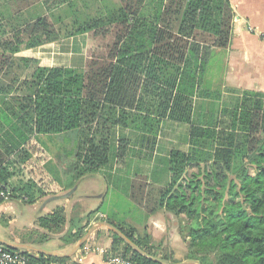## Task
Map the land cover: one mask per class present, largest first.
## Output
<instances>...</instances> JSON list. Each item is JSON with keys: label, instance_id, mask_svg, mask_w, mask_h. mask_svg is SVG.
<instances>
[{"label": "trees", "instance_id": "16d2710c", "mask_svg": "<svg viewBox=\"0 0 264 264\" xmlns=\"http://www.w3.org/2000/svg\"><path fill=\"white\" fill-rule=\"evenodd\" d=\"M146 1L120 0V7L115 3L101 8L90 6L88 0H0V74L15 76L7 91L15 87L23 70L34 71L23 84L24 115L18 119L27 132L12 123L11 134L26 146L23 158L29 160L41 151L33 150L36 143L31 136L76 131L78 144L70 169L78 182L100 176L113 161L125 163L132 146L154 148L164 121L190 125L188 150L171 149L159 172L168 175L166 183L149 184L144 177L133 197L145 208L146 220L163 211L184 219L179 233L187 243L186 260L264 264V99L253 101L264 93L244 91L240 105L193 120V97L208 50L226 49L231 41L230 2L192 0L185 5L169 0L163 5L161 1L151 17ZM90 33L97 46L81 71L39 66L38 59L16 57L24 50ZM200 94L214 96L210 90ZM4 170L0 167V189L9 199L34 204L46 196L42 179L12 183ZM99 212L105 215L103 221L152 257L180 262L162 254L161 245L144 228L139 232L142 220L121 221L116 212L106 215L100 206L85 215L71 213L69 219L64 206H57L38 218L43 231H32L39 238L32 234L28 244L41 246L68 224L60 239L73 246ZM109 232L112 252L137 264H161ZM0 246L11 253L23 252L33 264L72 261Z\"/></svg>", "mask_w": 264, "mask_h": 264}, {"label": "crops", "instance_id": "0c3cea01", "mask_svg": "<svg viewBox=\"0 0 264 264\" xmlns=\"http://www.w3.org/2000/svg\"><path fill=\"white\" fill-rule=\"evenodd\" d=\"M110 1L111 0H92V3H93V7L97 4L100 5L101 8H103L104 5H106L107 2L110 3ZM119 1L120 0H116V2H114V0H112L114 4L116 3L120 7ZM161 1L163 2V5H165L169 0L146 1L145 9L149 12L150 14L149 16L152 17L155 8L159 6V3ZM182 1H184V4L186 5L192 0H182ZM229 2L234 14L231 41L229 47L226 49L211 47L208 50L209 56L205 63V71L199 74L200 87L197 90L196 95L193 97L194 122L196 119L198 120V118L200 117L211 115L213 112H215V110L221 112V110L223 109L222 101L224 100L221 89L223 85L224 86L230 85L232 86V90L235 91L238 90V88H242L243 89L242 92L253 91L256 93L259 92L264 93V40H262L257 35H254L250 31L251 29L264 31V0H229ZM96 46L97 43L95 41V37H93V35L90 33L85 35H77L68 39H63L55 43L46 45L40 49L30 50V51L24 50L20 52L16 57L35 58L38 59L39 61H44V62H47L48 60L47 63L48 65L45 67L59 66V67L72 68L81 71L85 68L88 59L86 53H89L91 49L95 50ZM201 50L202 53L207 52L206 50L204 51L203 49ZM48 54L50 56L52 55L53 57L52 60L51 59L49 60V57H47ZM62 59L65 60V62L68 64L65 65V64L54 63L55 61H62ZM213 60L215 61L216 64L220 65V68H217L219 73L216 78L217 80H215L216 82H214L213 79L210 80V74L208 75L209 64ZM20 64L22 65L23 63H17V66ZM26 74L24 76H20L18 83L10 92H8L7 90L8 87L13 84L12 81L15 78V76L13 77V75H10L9 77L7 76V73L5 75L0 74V86L2 87L0 88V90L2 89V91H0V161L4 160L2 163H0V167L5 169L4 175L8 178V181L12 183H17L19 181L27 182L29 180L39 182L41 180V178L40 179L35 178L34 175L29 176V173L26 174L27 169L25 168V166H23L24 165L23 163H25L28 160H24L22 156H24L23 152H27V148L24 145L20 146L17 139H15L14 136H12L11 134V130H13L12 123H17L22 131L24 130L25 132H27L23 124L18 121V119L20 117H23L24 115L23 111L21 110L22 109L21 106L23 104V98L26 96V93L21 91L22 90L21 87L25 82ZM217 85H219V87L221 88L215 90L214 88L217 87ZM206 90H210V92L214 96L212 98L211 97L205 98L204 96H202V94H200L201 91H206ZM224 107H226V104ZM167 123H175V122L169 120L164 121L161 124L157 132L158 133L157 135H159V133L162 131L165 125L168 126ZM175 124L187 125L188 133H189L190 125L181 124V123H175ZM118 132L121 133L123 132L125 135L128 136L129 135L131 136V133H133L131 130H124V131L118 130ZM46 136L47 135L31 136L32 140L36 143V148L33 150H38L39 148V150L41 149L40 152L42 153H45L47 149L49 151L51 147L49 146L51 145L50 143L53 142L55 144L56 141L54 140V138L48 136L50 138L49 140L50 143L49 145H46L44 142V138ZM187 143H188V138H187ZM155 146H156V142L154 148L149 149L151 151L149 157H144L145 155L143 156L141 154L142 150H145L143 148L146 147L139 146L140 149H138L136 148V146L135 147L132 146L133 150L129 152L125 160V163L114 161V163H116V167L118 168L113 170V173L111 174V177L109 179L105 178L104 174L105 172H107V170L105 169L102 173L103 176L100 175L101 178L108 183L113 182L114 180L113 178H115L114 176H118L120 174V170L123 167L134 166V169L126 172V176L124 178H128L134 181L135 178L140 177L142 175L147 179V183L149 184H153V185L155 184L157 186L163 185L164 183H166V180H168V175L162 173V175L159 176L160 171L158 168H162L164 166L167 155L163 156L162 157L163 159H159L161 157V155H159L158 152L159 148L154 150ZM134 148L136 151H134ZM131 152L134 155L131 154ZM50 155H51L50 158L51 161L50 159H48L49 162L48 166H47L48 162L47 163L43 162L41 164V167L45 173H46L45 169L49 171L51 176H48V174L46 173V175L49 177L48 181H50L55 186L57 185V187L53 188L52 190L44 189L46 196L37 200V202H35L34 204H25L21 200H13L11 198L7 201L2 202L0 204V232H3V236L0 235L1 239L8 242L18 241L19 235L26 234L27 231L32 232L33 230L36 231L41 230L38 227V223H37V220L40 216L51 213L57 206H61L62 203L67 202L68 200L70 201L73 198H75L77 202L80 203L84 201L83 195L72 196L70 199L67 198V200H64V202L61 200H52L54 197L62 196L64 193H62L63 191H60V193L62 194H58L59 193L58 191L60 190V186L57 184V181L55 180L56 179L55 171L49 169V166L53 164V162H55L56 156L52 157V155H56V150L53 152V154ZM19 156H21V159L19 158ZM136 156L139 158H136ZM31 161H33V159ZM139 165L145 166L147 168L146 169L142 167L139 168ZM142 170L145 171V174L141 173L143 172ZM2 186L3 185L0 184V188ZM97 199L98 198H96V200ZM27 206L29 207L28 209L26 208ZM94 210L95 209H91L90 211H85L84 215ZM139 210L142 218H144L142 222L145 221V223L147 224V226H144V229L149 234L152 235L154 241L157 243V241L159 240L158 236L160 235L161 231L156 232L157 227L156 229L152 228V223H156L155 222L157 221L156 217L157 215L160 216L161 213L159 212V214L157 213L156 215L151 216L148 220H146L144 217L145 212H143L142 209ZM66 212H67L66 214H68V212L71 213V210L70 211L66 210ZM105 213L106 215L110 213L114 214L113 212H109V211H106ZM103 217H105L104 213L99 212L93 214L91 216L92 225L95 222L101 221ZM135 218H132V220L129 221L130 222L136 221ZM153 229L156 231H154ZM58 235H56L57 236L56 237L54 234L50 237V239L55 240L56 238H60L61 236ZM91 238L92 240L90 239L87 245H85V247L102 246L101 244H104L103 246H106L107 249H110L112 251L111 248L112 240L109 237L108 233H106L105 231L99 230L95 232L94 236H92ZM42 245L45 244L43 243ZM160 245H161V249H163L167 245H169L171 248L172 246L174 247L173 242H171L170 244L169 243L165 244L164 246V243H162V239L160 241ZM38 247L43 248L44 246H38ZM70 247L71 246H66L64 244L62 246L57 244V248L48 251L65 254L67 253V251L69 252ZM78 263L79 262L77 261L76 256L72 257V261L70 264H78ZM82 264H106V262L104 257H102L100 254L90 253L89 255L85 256Z\"/></svg>", "mask_w": 264, "mask_h": 264}, {"label": "rangeland", "instance_id": "374dc122", "mask_svg": "<svg viewBox=\"0 0 264 264\" xmlns=\"http://www.w3.org/2000/svg\"><path fill=\"white\" fill-rule=\"evenodd\" d=\"M88 2L90 3V6L93 7V3L92 0H88ZM112 0L109 2H105L107 5L110 4L114 5V2H116V0H114V2H112ZM113 8V6H112ZM47 51V50H46ZM86 56H89V53H86ZM47 57H49V60H52V55L50 56L49 54L47 55ZM56 59V58H55ZM48 60L47 62L44 61H40L39 66H47L48 64ZM54 63L56 64H65L67 65L68 63L65 62V60L62 59V61H55ZM220 68L219 64H216L215 61L213 60L212 62H210L209 64V69H208V75L210 74V80H214V82H216L215 80H217V76H218V69ZM34 71L30 70L24 73V70L22 71L21 76H24L26 73V78H30L31 74H33ZM212 77V78H211ZM234 78V77H233ZM219 83V82H218ZM22 92L26 93V87H24V85H22ZM221 87H219V85H217V87H215L214 89H219ZM222 96L224 98V100L222 101V107L225 106L226 107H234V105L236 104H241L242 101V97H243V92H242V88H238V90H232V86L230 85H226V86H222ZM234 89V87H233ZM264 99V95L263 96H258L255 97V100H259V99ZM22 114V113H20ZM229 121V120H227ZM168 126L165 125V127L162 129V131L159 133V135H157V139H156V146L155 149H158L159 151V155H161V157L159 159H163V156L168 157V152L171 149H180V150H184L186 151L188 149V143H187V138H188V126L187 125H180V124H175V123H167ZM121 134V132H120ZM52 138H54V140L56 141L55 144L53 142H49L50 138L48 136H46L44 138V142L46 145H49V143L51 145L49 151L48 149L46 150L45 153H38L35 156H32L30 160L26 161L25 163H23L25 166V168L27 169L26 174L29 173V176H33L35 178L38 179H42L39 183H41V187H43L45 190H52L53 188H56L57 185H53L50 181H48L47 175L51 176L49 171H46V173L44 172V170L41 167V164L43 162H48V159L51 158L50 154H53V152L56 150V155H52L56 156L55 158V162H53V164H51L49 166V169L54 170L55 171V178L57 179V184L59 186H61L63 189H65L66 191L63 190L62 193H64L63 195H69V199L72 196L75 195H83V199L84 201L82 203L77 202V200L75 198H73L72 200H68L67 202H64V200H67V198L64 199H60L61 201H63L64 203H62L61 206H64L65 211L71 210V213H79L81 215H84L85 211H90L91 209H96L100 206V209L104 210V211H109V212H116L117 217L119 218V220L121 221H125V220H132V218H135V220L137 221H141L144 220V218H142L140 210L139 209H145L143 208L139 202L137 201V198L133 197V191L138 192L139 186L140 185H144V177L141 175L140 177L135 178V180H130L128 178H124L126 176V172L127 171H131L132 169H134V166H126L123 167L120 170V174L118 176H114L115 178H113V182H106L104 181L101 176H87L84 177L83 179H81L80 181L77 182V180H75L73 178L74 173L73 171H71L70 167L72 166L73 160H74V155L73 152L76 150L77 144H78V136L76 131H72L69 133H62V134H57L54 136H50ZM6 139V136H5ZM4 142V141H3ZM136 148L140 149L139 146H136ZM145 150H142V155L144 157H149V154L151 153V151L147 148H143ZM33 152V150L31 151ZM35 153V152H34ZM135 153V152H134ZM32 154V153H31ZM131 154H133L131 152ZM134 155V154H133ZM24 157V156H22ZM19 158L21 159V156H19ZM136 158H139L136 156ZM33 159V161H31ZM51 161V159H50ZM49 162L47 163L48 166ZM142 165V164H141ZM142 167L144 169H146L147 167L145 166H140L139 168ZM116 168V163H114V161L111 163V165H109L107 167V172H105V174L110 178L111 174L113 173V170H115ZM159 171L161 170V168H158ZM143 171V170H142ZM142 174H145V171L141 172ZM52 174V173H51ZM103 176V174H101ZM105 175V176H106ZM162 175V173H159V176ZM107 178V177H106ZM56 190V189H54ZM58 194H62L60 193V191H58ZM94 192V193H91ZM94 195V196H93ZM82 197V196H81ZM96 198H98L97 201ZM95 201V203H94ZM27 209L29 208L28 206L26 207ZM73 209V210H72ZM67 213V212H66ZM70 212H68L67 218H70L71 215ZM160 216L157 215V221H155L156 223H152V228L157 227V231H161L160 235L158 236L159 240L157 241V244H160V241L162 239V243L165 244H170L171 242H173L174 247L172 246V248L167 245L165 246L163 249H161V253H164L167 256H173L175 257L178 261L184 262L186 261V253H187V243L185 241V239L181 236V234L179 233V225H180V221H184V219L181 218H176L174 215L170 214V213H166V212H160ZM159 214V213H158ZM130 218V219H129ZM103 221V220H101ZM136 223V221H134ZM96 223V222H95ZM94 224V223H93ZM92 226V223L90 224V227ZM144 226H147V224L144 222L140 223L137 225L139 232H143V228ZM90 227L86 230L85 234L88 232V230L90 229ZM69 226L68 224L65 225V227L63 228V231L61 233H59L60 236H63L66 231L68 230ZM162 228V230H161ZM102 230L105 231L106 233H108L109 237H110V232L109 230L105 229V228H100L97 231ZM34 231V230H33ZM95 231V232H97ZM28 232V233H27ZM26 234L23 235H19V239L18 241H14L16 243H23V244H28L29 240H30V236L32 235L35 239L39 238V236L37 234H34V232H29L27 231ZM92 233V235L90 236L89 240H92V236H94V233ZM84 234V235H85ZM0 235L3 236V232H0ZM58 234H55V236ZM58 235V236H59ZM57 237V236H56ZM55 237V238H56ZM83 245V247H85V245H87L88 241ZM78 243V242H77ZM76 243V244H77ZM45 245H41L44 246L43 248L47 249V250H53L55 248H57V244L62 246L63 242L60 238H56L54 239H50L47 242L44 243ZM62 244V245H61ZM74 244L73 246L70 247L69 251H71V249L76 245ZM102 246L104 244H101ZM82 247V248H83ZM106 247V246H103ZM175 250H174V249ZM176 251V252H175ZM79 252V251H78ZM77 252V253H78ZM68 253V251H67ZM76 253V254H77ZM168 264H177V263H173V262H168Z\"/></svg>", "mask_w": 264, "mask_h": 264}, {"label": "water", "instance_id": "95a60500", "mask_svg": "<svg viewBox=\"0 0 264 264\" xmlns=\"http://www.w3.org/2000/svg\"><path fill=\"white\" fill-rule=\"evenodd\" d=\"M69 195H62V196H56L52 200H60L64 198H68ZM100 228H105L116 235H118L126 245H128L130 248H132L135 252L139 253L141 256L156 261L160 262L161 264H168L165 262L160 261L159 259L152 257L149 255L147 252L142 250L139 246H137L135 243H133L130 239H128L123 232H121L117 227L112 225L111 223L107 221H98L94 223L88 232L78 241V243L69 251L68 253L62 254V253H54L51 251H48L46 249H43L38 246L30 245V244H23V243H16V242H8L0 238V245L6 246L9 248H13L16 250L24 251V252H31V253H36L40 255H46V256H51V257H57V258H72L76 255V253L83 247V245L89 240L90 236L92 235L93 232L97 231ZM177 264H201L199 261H193V260H186L181 263Z\"/></svg>", "mask_w": 264, "mask_h": 264}, {"label": "built area", "instance_id": "2783aa9c", "mask_svg": "<svg viewBox=\"0 0 264 264\" xmlns=\"http://www.w3.org/2000/svg\"><path fill=\"white\" fill-rule=\"evenodd\" d=\"M254 35H257L262 40H264V31L259 30H250ZM0 200L7 201L9 200L8 193L4 190L0 189ZM84 248V247H83ZM81 248L79 252L75 255L78 264H82L85 256L90 253L100 254L104 257L106 264H137L133 262L130 258H126L122 253H114L110 249H107L103 246H95V247H85ZM0 264H33L29 261V259L23 254V252L19 253H11L6 251L3 247L0 246Z\"/></svg>", "mask_w": 264, "mask_h": 264}]
</instances>
